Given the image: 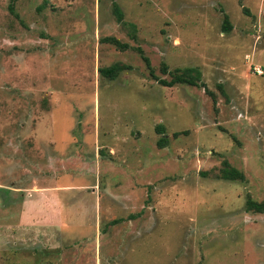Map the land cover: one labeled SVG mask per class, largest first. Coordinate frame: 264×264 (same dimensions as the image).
Listing matches in <instances>:
<instances>
[{
	"label": "rangeland",
	"instance_id": "374dc122",
	"mask_svg": "<svg viewBox=\"0 0 264 264\" xmlns=\"http://www.w3.org/2000/svg\"><path fill=\"white\" fill-rule=\"evenodd\" d=\"M137 48L202 86L159 84ZM247 197L264 199V0H0V264H264Z\"/></svg>",
	"mask_w": 264,
	"mask_h": 264
},
{
	"label": "trees",
	"instance_id": "16d2710c",
	"mask_svg": "<svg viewBox=\"0 0 264 264\" xmlns=\"http://www.w3.org/2000/svg\"><path fill=\"white\" fill-rule=\"evenodd\" d=\"M112 12H113L116 20L120 21L122 14H121V11H120V9L116 3H112ZM228 28H229V24L227 23L226 16H225L224 22L222 25V29L226 30ZM101 40L105 41V42H109V43L115 45L116 47H118L119 49H122L126 46L125 43L118 41L113 36H105V37H102ZM136 50L139 53L141 59L143 60L145 66L149 72V75L151 77H153L154 79H156L159 84L164 85V86H172L174 84H186V85H191V86H202L201 83L198 81V77H197L195 68H191V67H184V68H178L177 67L171 71H168V74H169L168 80L157 78L153 74V70L149 65V61H148L147 57L141 53V50L139 48H137ZM122 68H123L122 64L114 62V63H111V64L104 66V67H98V73L103 77H106L108 79H113L117 75V73L122 70ZM160 70L162 72H165L166 66L164 64H162L160 67ZM161 129H162V127L157 128V130L159 132H161ZM177 134H178L177 132H173L172 135L176 136ZM166 142H167L166 138L163 135L162 137H160L156 140V145L158 147H162L166 144ZM218 172H219L218 173L219 176L223 179H228V180H243L244 179L242 172H240L236 168L230 166L226 160L221 161V165L218 169ZM244 209L246 211H250V212H257V213L264 212V199L258 201V200H253V199L247 197L244 200Z\"/></svg>",
	"mask_w": 264,
	"mask_h": 264
}]
</instances>
